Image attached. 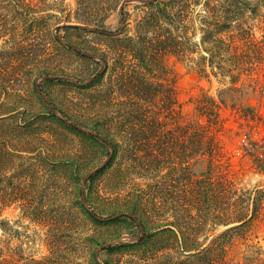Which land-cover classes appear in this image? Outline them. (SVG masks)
<instances>
[{
  "label": "rangeland",
  "instance_id": "obj_1",
  "mask_svg": "<svg viewBox=\"0 0 264 264\" xmlns=\"http://www.w3.org/2000/svg\"><path fill=\"white\" fill-rule=\"evenodd\" d=\"M124 1L0 0V264H264V210L229 234L189 215L209 173L264 190V0L195 1L189 54L150 69L128 38L174 0ZM78 127L118 145L84 190L112 149ZM137 202L144 235L111 219Z\"/></svg>",
  "mask_w": 264,
  "mask_h": 264
},
{
  "label": "trees",
  "instance_id": "obj_2",
  "mask_svg": "<svg viewBox=\"0 0 264 264\" xmlns=\"http://www.w3.org/2000/svg\"><path fill=\"white\" fill-rule=\"evenodd\" d=\"M150 1H152V3H150L149 6L154 7L159 0ZM195 1L197 2V0H174L173 2H171L170 5L173 6V9H175L174 15L168 12V8L159 7L156 13H153L145 18L140 24V29L138 31L139 40L137 41L132 37L128 38V44L125 47L126 52L136 56L137 58H140L141 61L142 59H144L143 68L146 69H150L154 65L153 63L151 64V60L148 59L151 56H154L156 58V61L159 62H162V60L160 61V59L168 54L187 56L190 52V47L188 46L189 41L188 37L186 36L187 33L184 36V34L179 30L181 27L179 25H182L184 23L182 22L183 18L185 15L189 14V10H191V7ZM211 2L212 0H208L207 5H210ZM210 9H212L215 14V8ZM213 20L216 19L213 18ZM163 21L173 26V29L166 28V24H164ZM218 23L219 22H206V26L210 28L214 24ZM96 26L97 28H94L95 31L108 33L110 35L123 33L128 28V25L123 19L120 28L116 32L108 31L104 28V26ZM74 27L77 28L78 26ZM86 27L89 28L90 26ZM182 27L186 28L185 25ZM223 27L224 26L220 27V30H222ZM166 32L167 35L164 34ZM151 34L153 36H150ZM203 42L215 43V45H212L210 48H205V50L208 52H215L221 42L222 45L220 46V48H222L223 46L225 47L226 45L222 38L203 39ZM262 49V47L259 48V51H261ZM146 60L148 61V63ZM136 66L138 67V65ZM129 83H135V79L133 80V78H130ZM106 125L107 124H104V127L101 129L106 131ZM198 128L205 129V125L198 124ZM101 139L108 147L112 149L111 161L106 165L104 169L101 170V172H103L108 169L111 162H113V160L115 159V156L118 153V145L113 140L106 138L105 136H102ZM209 175L205 176L204 174L205 177L197 181L199 186H201L199 188L200 192L190 201L189 215L191 216L192 220L195 221V224H215L216 226H231L225 232V234H229L232 232L242 231L245 227L260 218V213L264 210L263 189L255 188L252 190L247 187H239L236 181H233L230 178H226L225 176H222V180L219 181V186L215 185L214 188V184H212L210 178L208 179ZM140 203L137 202L135 203L137 206L134 204L135 206L130 207V212L135 216H137V207L140 206ZM194 212L196 213V215H194ZM132 219L135 222L138 221L137 218ZM140 223L143 227H145V224L143 222ZM37 263L40 264V262Z\"/></svg>",
  "mask_w": 264,
  "mask_h": 264
},
{
  "label": "water",
  "instance_id": "obj_3",
  "mask_svg": "<svg viewBox=\"0 0 264 264\" xmlns=\"http://www.w3.org/2000/svg\"><path fill=\"white\" fill-rule=\"evenodd\" d=\"M128 1H132V0H125L124 3H127ZM87 28V27H85ZM90 29V28H89ZM48 78H53V77H48ZM41 92V91H40ZM44 98L49 102V100L44 96ZM56 112V110H55ZM57 113V112H56ZM79 130H81L82 132H85V133H88V134H91V135H94V136H97V137H101L100 134H98L97 132H94V131H90V130H87L85 128H81V127H78ZM111 160V156L100 166L98 167L95 171H93L92 173H90L84 180V184L82 185V190H84V187H85V182L87 181V179L96 174L97 172H99L100 170H102L108 163L109 161ZM83 200L84 202L86 203V198L85 196L83 195ZM123 216H128V217H131V218H135V216L133 214H127V213H120V214H117L115 216H113L111 219H116V218H119V217H123ZM137 224L138 226L141 228L142 230V233L144 235L145 233V230H144V227L141 225V223L139 221H137Z\"/></svg>",
  "mask_w": 264,
  "mask_h": 264
}]
</instances>
